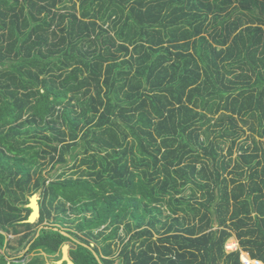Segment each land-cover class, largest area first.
Returning a JSON list of instances; mask_svg holds the SVG:
<instances>
[{
    "label": "trees",
    "instance_id": "obj_1",
    "mask_svg": "<svg viewBox=\"0 0 264 264\" xmlns=\"http://www.w3.org/2000/svg\"><path fill=\"white\" fill-rule=\"evenodd\" d=\"M47 158L86 169L42 179ZM66 244L75 264L264 263V0H0V264Z\"/></svg>",
    "mask_w": 264,
    "mask_h": 264
},
{
    "label": "rangeland",
    "instance_id": "obj_2",
    "mask_svg": "<svg viewBox=\"0 0 264 264\" xmlns=\"http://www.w3.org/2000/svg\"><path fill=\"white\" fill-rule=\"evenodd\" d=\"M235 158L236 157H234V159ZM41 163H44V165L42 166V173H41L42 177L41 178L42 179H50V181L53 179L59 178V176L63 173L65 174V176L67 178H70V177H73L74 179L79 178L81 176L80 172L83 171L84 169H86L85 166L81 165V162L78 161L75 163V161H72V160H70L68 162V164H66V165L61 164V165H58L56 168L53 167L54 164L51 162V160L49 158H47L46 161L43 160ZM12 188H14V187H12ZM41 193L42 192L40 191L37 194H39L41 196ZM190 193H191L190 189H187L185 194L189 195ZM33 195H34V193H32V191L28 192L26 194V199L29 200ZM24 201H25V199H24ZM41 208H42L43 213L47 212V209H48L47 204L43 201H41ZM71 216H72V218H76V215H74V214H72ZM54 221H55V218L53 217V218L49 219L48 221H46L44 223V225L45 226L48 225L51 227V226H53V224H56ZM162 222H163V224H165V222H166L165 218H162ZM40 227H42V225ZM40 227H38V229ZM20 229L24 230V227H20ZM66 229L71 230L72 232H75L76 234H79L80 237L83 236V234L80 231H78V229H77V222H72V223L66 222V224L63 227V230H66ZM21 235L22 234H20V235H12L11 234L9 236V238L11 240V247L14 248L11 250H9V249L7 250V254L9 256L8 259L10 261L12 259L17 258V256H24L26 253L25 252V250H26L25 245L21 244V242H20ZM229 241H231V242H229ZM229 241L226 244V251L227 252H233L232 251V250H234L233 246H236L238 244V241L235 237H233ZM238 248L240 249L239 244L236 246L235 250H237ZM245 255H248V254L244 253L241 256V261L244 264H248V263L244 262V260H243V257ZM32 257H33V255H31L28 259L30 260ZM44 257L47 259V264H55V259H53V260L49 259V258H47L46 255ZM116 264H118V262Z\"/></svg>",
    "mask_w": 264,
    "mask_h": 264
},
{
    "label": "water",
    "instance_id": "obj_3",
    "mask_svg": "<svg viewBox=\"0 0 264 264\" xmlns=\"http://www.w3.org/2000/svg\"><path fill=\"white\" fill-rule=\"evenodd\" d=\"M41 201L42 197L39 194H34L30 199H29V204L27 205V208L31 210V215L29 219L25 222L28 224H35L36 222L39 221L41 217ZM67 235L66 233H64ZM69 236V235H67ZM71 249L70 244L64 245L62 249V259L57 261L56 264H75L69 255V250Z\"/></svg>",
    "mask_w": 264,
    "mask_h": 264
},
{
    "label": "bare ground",
    "instance_id": "obj_4",
    "mask_svg": "<svg viewBox=\"0 0 264 264\" xmlns=\"http://www.w3.org/2000/svg\"><path fill=\"white\" fill-rule=\"evenodd\" d=\"M229 242H231V241H229ZM233 247H234V246H233ZM243 260H244V262H246V263H248V264H256V261L252 260L248 255H245V256L243 257Z\"/></svg>",
    "mask_w": 264,
    "mask_h": 264
},
{
    "label": "crops",
    "instance_id": "obj_5",
    "mask_svg": "<svg viewBox=\"0 0 264 264\" xmlns=\"http://www.w3.org/2000/svg\"><path fill=\"white\" fill-rule=\"evenodd\" d=\"M28 204H29V203H28ZM28 204H27V205H28ZM27 205H26V208H27ZM27 209H28V208H27ZM238 244H239V243H238ZM238 244H237V245H238ZM237 245H236V246H237ZM238 249H239V248H238ZM238 249H237V250H238ZM27 250H28V248H27ZM27 250H26V251H27ZM237 250H235V251H237ZM244 253H245V252H242V253H241V256H242ZM245 254H247V253H245ZM248 256H249V254H248ZM249 257H250V256H249Z\"/></svg>",
    "mask_w": 264,
    "mask_h": 264
},
{
    "label": "built area",
    "instance_id": "obj_6",
    "mask_svg": "<svg viewBox=\"0 0 264 264\" xmlns=\"http://www.w3.org/2000/svg\"><path fill=\"white\" fill-rule=\"evenodd\" d=\"M235 249H236V246H234V250H232V251H235ZM256 264H264V263L256 261Z\"/></svg>",
    "mask_w": 264,
    "mask_h": 264
}]
</instances>
